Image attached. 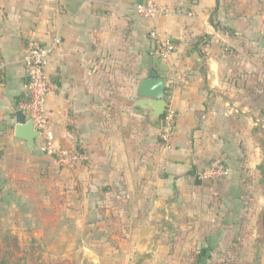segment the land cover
<instances>
[{
  "label": "crops",
  "instance_id": "1",
  "mask_svg": "<svg viewBox=\"0 0 264 264\" xmlns=\"http://www.w3.org/2000/svg\"><path fill=\"white\" fill-rule=\"evenodd\" d=\"M143 1L0 0L1 238L65 255L107 226V264H264V0H157L170 13L152 18ZM151 30L176 45L167 59ZM54 36L46 110L81 164L13 133L27 41ZM151 72L175 114L167 142L136 106ZM216 158L228 176L199 179Z\"/></svg>",
  "mask_w": 264,
  "mask_h": 264
},
{
  "label": "built area",
  "instance_id": "2",
  "mask_svg": "<svg viewBox=\"0 0 264 264\" xmlns=\"http://www.w3.org/2000/svg\"><path fill=\"white\" fill-rule=\"evenodd\" d=\"M138 15L144 18H152L170 13V9L160 5L157 0H144L134 6ZM154 40V52L160 59L167 57L175 50L176 45L167 39H163L155 31L149 32ZM224 36H227L224 35ZM59 39L54 36L49 43H42L38 39L31 38L27 41L23 55V66L26 76L24 83V98L18 103V109L22 110L26 119L31 120L33 129L37 131L39 149L44 154L55 157L58 164H81L87 159L84 152L59 148L54 145V132L50 118L46 110V98L49 92V81L46 66ZM1 71V65H0ZM174 110L166 105L161 119L160 137L167 142L174 127ZM229 169L221 159H214L209 165L198 169L196 175L201 180H218L227 177Z\"/></svg>",
  "mask_w": 264,
  "mask_h": 264
},
{
  "label": "rangeland",
  "instance_id": "3",
  "mask_svg": "<svg viewBox=\"0 0 264 264\" xmlns=\"http://www.w3.org/2000/svg\"><path fill=\"white\" fill-rule=\"evenodd\" d=\"M114 223L115 225L112 228H120L119 220L115 219ZM1 234L0 264H107V254H110V252H107V243L111 245V242L107 241V226L100 236L98 246H90L89 243L85 242L82 243L80 249H73L65 255L53 254L54 250L60 246V242L48 241L46 246H41L40 242L2 239ZM113 240L117 241L116 239ZM119 242H114L116 248L119 246ZM86 251L97 257L98 261L87 257L83 253Z\"/></svg>",
  "mask_w": 264,
  "mask_h": 264
},
{
  "label": "water",
  "instance_id": "4",
  "mask_svg": "<svg viewBox=\"0 0 264 264\" xmlns=\"http://www.w3.org/2000/svg\"><path fill=\"white\" fill-rule=\"evenodd\" d=\"M165 75L157 72H151L148 77L143 78L137 86L136 106L150 112V114L158 118L163 115L166 102V86ZM14 136L17 139L23 140L29 147L35 146V139L38 136L37 131L33 129L31 120L26 119L22 110L18 109L15 112V125L13 129ZM87 257L93 258L90 252L86 253Z\"/></svg>",
  "mask_w": 264,
  "mask_h": 264
},
{
  "label": "trees",
  "instance_id": "5",
  "mask_svg": "<svg viewBox=\"0 0 264 264\" xmlns=\"http://www.w3.org/2000/svg\"><path fill=\"white\" fill-rule=\"evenodd\" d=\"M79 151H80V150H79ZM258 230H259L260 234L264 236V222H262V221L259 222ZM259 240H260V241H264V239H262V238H260ZM202 253H204V252H203V251H200L199 254H196V255L193 257L195 262L198 261L199 256H200ZM193 263H194V262H193Z\"/></svg>",
  "mask_w": 264,
  "mask_h": 264
}]
</instances>
